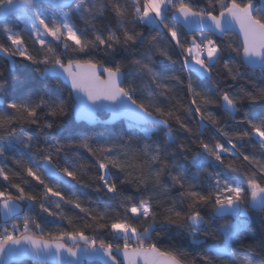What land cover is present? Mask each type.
Listing matches in <instances>:
<instances>
[{"label": "snow or ice", "instance_id": "1", "mask_svg": "<svg viewBox=\"0 0 264 264\" xmlns=\"http://www.w3.org/2000/svg\"><path fill=\"white\" fill-rule=\"evenodd\" d=\"M72 2L75 0H56V6L62 8ZM76 6L84 28L66 16L47 17L38 11V0H0V16L19 13L29 38L38 45L34 52L30 51L24 35L0 21V34L5 37L0 42V53L9 59L21 58L36 66L41 78L57 82L54 89L46 88L42 95L37 89L19 101L7 97L6 83H0V156L26 149L25 155L39 154L43 160V171L23 158L15 161L43 187L39 196L26 191L22 186L26 181L15 182L18 173L10 174V170L0 167V180L6 189H15V194L0 191L4 223L16 221L10 229L6 226L0 230V257L41 256L54 245L57 253L64 249L71 257L100 256L104 264H212L213 256L229 257L231 264H254L247 258L236 259L231 242L239 239L245 226L239 218L247 211L242 207L246 198L249 207L264 211V116L244 113L242 120L235 121V114L245 100H264V83L249 80L240 71L242 64L252 69L259 67L264 73V7L257 8L254 0H207L204 7L194 6L192 0H79ZM106 13L115 18V27H98L95 23ZM137 25L148 29L147 36L136 30ZM187 33L199 34L188 38ZM230 34L240 37L239 42L228 40ZM226 50L238 57V63L223 62L226 76L232 81H244L239 92L222 91L220 97V106L236 123L231 132L222 128L209 110L217 101L198 90L191 76L185 82L180 75L156 71V57L172 63L179 61L197 78L211 81L220 89L213 75ZM100 52L108 59H98ZM121 52L131 53L127 63L116 60ZM179 91L186 93L188 103L177 99ZM70 109L78 119L89 122L96 121L105 109L112 111V119L127 118L129 128L139 134L137 143L133 146L131 141L109 139L101 144L81 135L59 145L50 144L45 137L41 146L37 137L26 131L25 125H36L41 131L52 129L54 121L44 117H64ZM182 111L187 118L180 115ZM189 118H197V130L190 127ZM209 123L230 147L220 140L214 145L203 140V130ZM173 124L193 141H199V151L192 154L189 164L197 172L206 173L207 191L177 168V157L188 159L190 147L178 141ZM160 128L167 130L163 146L153 139ZM253 141L259 146V154L243 151L244 145ZM72 149L76 150L78 162L61 167L60 154ZM80 149L91 159H84ZM91 169L95 172L88 175ZM52 178H69L66 182L84 187L98 181L94 191L115 201V205L103 210L85 207L78 197H67L46 182ZM129 189L133 190L130 195L126 194ZM50 197L57 198V209L60 202L78 209L87 220L84 229L94 234L76 229L48 233L50 239H44L40 221L47 222V217L66 219L62 212L45 207ZM25 201L29 208L39 205L38 218L21 216L24 208L19 202ZM209 204L214 206L213 217H237L235 223L217 229L223 237L219 244L206 249L207 254L197 253L191 258L175 248L161 247L158 231L173 227L188 230L193 244L204 243L201 237L211 233L202 231L206 221L198 209ZM178 205H186L187 210ZM68 222L72 224L71 219ZM97 232H106L111 239ZM154 233L157 239H153ZM67 241L75 242L74 246ZM80 242L85 247L81 248ZM246 247L260 256L258 264H264V236Z\"/></svg>", "mask_w": 264, "mask_h": 264}, {"label": "trees", "instance_id": "2", "mask_svg": "<svg viewBox=\"0 0 264 264\" xmlns=\"http://www.w3.org/2000/svg\"><path fill=\"white\" fill-rule=\"evenodd\" d=\"M86 3H91L93 0H85ZM143 2V0H141ZM255 6L257 8L264 7V0H254ZM77 3L79 0L68 9H52L47 5H39L38 11H43L45 15L49 18L55 16L57 18L67 17L72 22H74L78 27L84 28L85 25L82 20H80V11L77 9ZM194 6L204 7L207 3V0H192ZM15 14L8 18L5 22L9 27H12L14 31L21 32L24 35V39L26 41V46L30 51H35L38 48V45L33 43V40L29 38L28 33L25 31V25L20 21ZM168 22H172V13H168ZM98 27H106L112 26L115 27L116 21L111 13H106L104 17L98 18L95 21ZM137 31H144L146 36L148 34V29L146 27H142L137 25ZM155 35V33H152ZM188 38H191V35L186 34ZM198 35V34H193ZM50 39V38H49ZM217 39H220L217 37ZM230 41L239 42V38L234 35H229L227 38ZM5 37L0 34V42H4ZM163 43V41H161ZM131 55L130 52H121L116 56L117 61H123L127 63V58ZM173 56L175 57V53L173 52ZM15 61L14 69H10L9 63L2 57H0V83H6V88L8 92L5 94L7 97L16 99L17 101L24 99L30 92L39 90V93L42 95L43 91L46 88L54 89L56 86V81H46L40 78L39 72L36 70V66L29 65L27 62H22L21 58L13 57ZM97 58L101 60L108 59L104 56L103 52L97 54ZM178 59V58H177ZM156 71L163 75H180L185 82H187V77L191 76L194 86L198 90H203L207 92L210 96H212L216 101V105H210L209 110L212 111L215 116L220 121V126L225 130L231 132L236 129V123L233 121V117L229 116L226 112H224L223 108L220 106L221 101L220 97L222 95V91L231 92H239V89L242 85H244V81H232L230 78L226 76V73L223 70L222 64L224 61H229L233 63H238V57L234 52L226 50L221 56V61L217 64L216 69L214 71L213 78L220 84V89L216 88V85L212 84L211 81L201 80L197 78L194 72H190L188 68H185L181 62L172 63L170 61L165 60L162 57H156ZM42 70V67H41ZM240 71L245 73L246 78L252 81L259 83H264L261 80L262 73L261 71L251 70L244 65H240ZM137 85L141 89H143V84L137 80ZM249 91H252L251 86H247ZM63 97L67 99V93H62ZM183 103H188V98L184 91H179L177 94V99H181ZM172 103H176V101H172ZM239 112H237L235 116V121H240L243 118L244 113H247L251 116H264V100H258L255 103H251L245 100L241 105H238ZM183 117L187 118V114L183 111L180 113ZM44 119H50L54 121V127L52 129H43L41 131L36 125L27 126L25 125L26 131L33 133L41 146L44 145L45 137H47L48 142L53 145L64 144L68 142L70 139L77 136H87L91 139V141L96 143H105L109 139H116L119 141H131L133 146L137 143L138 135L134 133L128 125V122L120 121L112 126L105 125H96V126H88L84 123L77 124L73 118V110H69L68 115L64 117L52 118V117H44ZM188 123L193 130H197L198 128V120L197 118H189ZM246 127V126H244ZM174 134L177 136L178 141L184 142L189 145L190 151L186 153L188 159H185L183 156H178L176 159L177 168L180 171L186 172L189 175V178L193 180L194 183L202 184L204 190L207 191L208 181L204 179L206 173L197 172L196 169L192 168L189 164V160L194 152L199 151V141H193L191 137L188 136L187 133L183 131H178L177 126L173 124ZM167 130L164 128H160L159 132L153 135V139L156 140L161 146H163L164 142V134ZM203 140L210 144H215L216 140H220L221 143H224L226 147H230L227 145L226 140H224L216 128L212 126L210 123L203 130ZM2 143V142H0ZM243 151L247 153L256 152L259 154V146L253 141L252 143L245 144L243 147ZM27 152L26 149H21L20 151L9 152L5 156H0V167H4L6 170H10V174L12 172L18 173V175L14 178L16 183H23L22 186L25 187L26 191L31 192L33 195L39 196L43 192V187L37 184L31 177H28L26 173L23 171L21 167L16 164V160L23 158L28 162L30 166L34 168H41L43 160L39 154H33L31 156L25 155ZM79 152L83 156L84 159L90 160L91 158L88 156L83 149H80ZM76 150H68L66 152H62L59 156V165L61 167L67 165L76 164L77 157L75 155ZM211 158V157H210ZM42 171V169H41ZM95 172V169L89 170L88 175H92ZM85 180L88 179V176L84 177ZM54 189L63 192L67 197L75 198L78 197L81 203L85 207H93L99 208L101 210L107 208L108 206L115 205V201L109 200L107 197L103 196L102 193H97L94 191L95 186L98 184V181H92V187H84L82 184H77L75 182H71L69 185H65L61 182H58L53 179L46 180ZM241 186L247 187L246 184H242ZM10 190L15 194V189H6V186L2 180H0V191ZM132 189H129L126 194H132ZM176 193H173L175 196ZM138 199V198H137ZM57 198L50 197L47 199L45 203V207H48L53 212H62L66 219H60L59 217H47V222L40 221L42 223V229L44 239H50L48 233L57 234L60 231H73L76 229H83L87 235H93V231L91 229H84V224L87 222L86 218L83 217V214L79 212L78 209H75L72 205H69L64 202H60V209L56 208ZM25 211L21 215H28L29 217L38 218L40 215V208L37 204L34 207H27L28 202H20ZM244 208L247 209L246 217H240L239 220L244 223V227L240 230L239 239L231 242V249L234 252L236 259L243 260L247 258L254 262V264H258L260 260V256L246 247V245L253 240L259 241L262 236H264V211L256 212L252 211L248 207V198L245 199L242 204ZM178 207L187 210L186 205H178ZM201 215L206 220L204 227H202V231L210 232L211 235L208 237H201L205 242L200 245H195L191 242V236L189 235L188 230H178L176 228L166 229L163 231H158V238L160 240V244L162 248L172 247L181 252H185L189 255V258L195 256L197 253L207 254L206 249L214 244H219L223 237L217 229L226 223H234L237 221L236 218H222L216 219L213 217L214 206L209 204L198 209ZM71 219L72 224H69L68 220ZM22 223V219L20 220ZM15 222V220L11 221L9 224ZM9 224L2 223L0 220V226L3 228L5 226L9 227ZM98 236H101L105 239H111V236L106 232H97L95 233ZM153 239H157V234H153ZM22 264H36L33 262H24ZM90 264H98V263H90ZM212 264H231V258L229 257H212Z\"/></svg>", "mask_w": 264, "mask_h": 264}, {"label": "water", "instance_id": "3", "mask_svg": "<svg viewBox=\"0 0 264 264\" xmlns=\"http://www.w3.org/2000/svg\"><path fill=\"white\" fill-rule=\"evenodd\" d=\"M77 1L78 0H75V2H72L68 6H65L62 8L56 6V0H38V3H39V5L43 4V5L50 6L52 9L64 10V9H68L71 6H73ZM15 14H17V13H15ZM15 14H9L7 17L0 16V21H6L8 18H10L11 16H13ZM187 34L193 35V34H199V33H187ZM238 38L240 40V37H238ZM0 57L4 58L9 63L10 69H12V70L14 69V67H15V64H13V61H15L14 58L9 59L3 53H0ZM247 68H249V67H247ZM249 69L254 70V71H261V69L259 67H256L255 69H252V68H249ZM41 79L44 80L43 78H41ZM105 103H108V102H105ZM236 114H235V116H236ZM112 115H113V113L111 110L105 109L98 114V118L96 121L89 122V121H83V120L78 119L75 111H73V118L77 124L84 123L88 126H96V125L112 126V125H114L120 121L128 122L127 118H125L123 116L117 117L116 119H112ZM42 171H43V169H42ZM52 179L56 180L58 182H61L65 185H69L71 183V182H66L69 180V178H64V179L52 178ZM21 206L24 208V206L22 204H21ZM249 209L252 211H256V212H262L261 210H259L257 208L249 207ZM24 211H25V208H24ZM228 217L236 218L235 216H233L231 214H226L224 216H216L214 218L222 219V218H228ZM0 220L2 223H4L3 209H0ZM11 221H13V220H9L7 222V224H9ZM204 225H203V227H204ZM191 242H192V240H191ZM80 247L83 248L85 246L82 244V245H80ZM65 261H72L73 264H90V263L104 264V260L100 256L86 257V256H79L78 255L77 257H71V256H69L67 251L64 249H61L60 252L57 253L54 245L50 249L45 250V252L42 253L41 256H35L33 254H28V255L14 256V257H9L7 255L0 257V264H22L24 262H33L36 264H65Z\"/></svg>", "mask_w": 264, "mask_h": 264}, {"label": "rangeland", "instance_id": "4", "mask_svg": "<svg viewBox=\"0 0 264 264\" xmlns=\"http://www.w3.org/2000/svg\"><path fill=\"white\" fill-rule=\"evenodd\" d=\"M17 17H19V13H17ZM20 21H22V19H19ZM22 23H23V21H22ZM24 24V23H23ZM247 216V213H245L243 216H241V217H246ZM16 222V221H15ZM20 223H21V221H19ZM242 222V221H241ZM235 223V222H234ZM12 224V223H11ZM11 224H9V229L11 228ZM6 227V226H5ZM8 227V226H7ZM3 229V227L2 226H0V230H2ZM22 230V229H21ZM69 246H74V244H75V242H73V241H67L66 242ZM83 243L82 242H80V245H82Z\"/></svg>", "mask_w": 264, "mask_h": 264}]
</instances>
